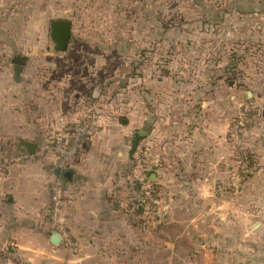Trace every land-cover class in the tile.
I'll return each instance as SVG.
<instances>
[{
    "label": "rangeland",
    "instance_id": "rangeland-1",
    "mask_svg": "<svg viewBox=\"0 0 264 264\" xmlns=\"http://www.w3.org/2000/svg\"><path fill=\"white\" fill-rule=\"evenodd\" d=\"M253 12L236 7L233 0H0V59L6 60V69L15 58L26 59L23 85L32 89L36 109L43 111L52 99L76 108L82 120L94 107L98 133L106 127L113 148L119 150L122 144L124 165L137 171L129 181L134 188L141 178L149 179L143 171L140 132L164 130V138L171 139L172 128L186 130L205 110L229 128L239 105L248 102L261 112L264 65L256 60L264 59L258 52L264 38L251 35L258 22L244 17ZM58 17L71 22L65 52H54L49 38L51 19ZM136 136L140 164L137 148L129 155ZM231 160L228 169L236 172L233 156ZM172 190L162 191V198L172 196ZM186 204L182 199L181 210ZM158 210L159 205L154 215ZM186 217L175 213L179 221ZM127 223L135 239L148 242L141 238L152 223L144 230ZM163 233L161 239L168 242L182 233L181 225L167 224ZM186 242L183 238L173 247H119V259L81 263L69 262L75 252L66 250L65 259L66 264H204L201 257L186 258ZM172 250L178 251L171 255Z\"/></svg>",
    "mask_w": 264,
    "mask_h": 264
},
{
    "label": "crops",
    "instance_id": "crops-1",
    "mask_svg": "<svg viewBox=\"0 0 264 264\" xmlns=\"http://www.w3.org/2000/svg\"><path fill=\"white\" fill-rule=\"evenodd\" d=\"M233 2L236 7L254 10L244 17L258 22V30L252 28L251 35L264 38V12H258L264 9V0ZM262 49L263 46L258 52L264 53ZM256 64L263 68L264 59L256 60ZM24 67L16 75L11 62L9 68L0 72V159L17 151L20 141L42 142L53 133L59 119L76 122L81 118L73 106H59L52 99L43 111L36 109L32 89L23 85ZM259 105L262 122L247 132L252 136L244 141L252 154L253 167L251 174L243 178L237 179L234 169H228L233 151L227 141V124L220 117L217 120L210 116L207 110L199 122L186 130L172 128L171 139L164 138L168 134L164 130L160 134L142 131L143 171L161 194L158 214L141 238L148 242L133 237L127 219L116 207L117 200L129 198L138 190L129 182L137 171L124 165L122 144L118 143L119 150L113 148L106 127L80 148L65 179L67 191L74 198L66 210L71 247L62 242L59 246L50 243L43 167L38 162L11 166L0 178V264H66V250L75 252L69 261L73 263L119 259V247H173L183 238L188 241L190 252L186 258L192 257L188 258L190 261L201 257L204 264H264V106ZM132 153L131 148L129 155ZM221 183H228L230 191H217L215 186ZM171 188L173 195L162 198V191L170 192ZM182 199H186L185 210L180 208ZM177 212L186 213L187 217L179 221L175 218ZM170 223L180 224L182 233L168 243L161 238L164 226ZM99 249L109 250V255ZM177 251L172 250L171 255Z\"/></svg>",
    "mask_w": 264,
    "mask_h": 264
},
{
    "label": "built area",
    "instance_id": "built-area-1",
    "mask_svg": "<svg viewBox=\"0 0 264 264\" xmlns=\"http://www.w3.org/2000/svg\"><path fill=\"white\" fill-rule=\"evenodd\" d=\"M7 66L5 59H0V72ZM85 119L69 122L59 119L58 124L49 137L36 144L34 154L22 151H13L5 154L0 159V178L11 166L19 164L40 163L47 179L48 207L47 223L52 232L61 237V242L67 247L72 246L69 232L66 228V210L73 203V196L68 193L64 172L70 171L75 164L76 156L87 142L98 135V117L94 107ZM262 113L250 102L240 104L238 112L228 128V142L233 151V159L237 165L236 177L243 178L251 174L252 154L245 147L247 132L258 127L262 122ZM135 152L137 163L142 160L137 145ZM219 185V184H218ZM138 190L129 198L116 201V207L120 213L139 230L148 228L154 221L155 210L160 204L159 191L156 185L149 179L141 178L135 184ZM227 185L216 186L217 191L228 190Z\"/></svg>",
    "mask_w": 264,
    "mask_h": 264
},
{
    "label": "water",
    "instance_id": "water-1",
    "mask_svg": "<svg viewBox=\"0 0 264 264\" xmlns=\"http://www.w3.org/2000/svg\"><path fill=\"white\" fill-rule=\"evenodd\" d=\"M71 31V22L68 20H53L49 24V38L52 43V50L54 52H65L69 45ZM25 58H15L12 63L14 64V72L17 74L21 72L25 65ZM249 94V93H248ZM250 95V94H249ZM123 124L126 122L122 121ZM144 135V132H140ZM138 136L132 143V152L135 151L138 145ZM36 144L27 141H20L17 144L16 150L26 152L28 154H34ZM69 171L63 173L64 179L68 178ZM50 243L54 246H59L61 243V237L56 233L52 232L50 236Z\"/></svg>",
    "mask_w": 264,
    "mask_h": 264
}]
</instances>
